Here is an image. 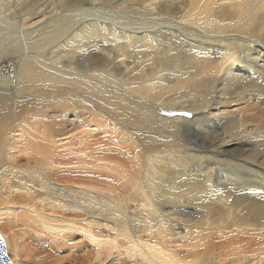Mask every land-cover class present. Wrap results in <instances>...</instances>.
<instances>
[{"label": "bare ground", "instance_id": "bare-ground-1", "mask_svg": "<svg viewBox=\"0 0 264 264\" xmlns=\"http://www.w3.org/2000/svg\"><path fill=\"white\" fill-rule=\"evenodd\" d=\"M90 1L0 0L15 264H264V0Z\"/></svg>", "mask_w": 264, "mask_h": 264}, {"label": "rangeland", "instance_id": "rangeland-1", "mask_svg": "<svg viewBox=\"0 0 264 264\" xmlns=\"http://www.w3.org/2000/svg\"><path fill=\"white\" fill-rule=\"evenodd\" d=\"M100 1V2H99ZM99 1H95V2H93V1H90V2H86V3H81V4H78V5H75V6H72L73 7V9L71 8V7H69L68 9H71V10H76L78 7H76V6H79V9H77V10H80V11H82V10H84V8H86L85 10H88V11H91L92 12V10H96V9H100V8H102V9H105V10H107V8L109 7V8H111V6L110 5H108V3L107 2H105V0H99ZM102 1V2H101ZM104 1V2H103ZM104 3V4H103ZM53 4H54V2H53V0H48V2L45 4V6L47 7V9H51V8H53ZM106 5H108V7L106 6ZM75 7V8H74ZM108 8V9H109ZM16 31H19V29L17 28L16 29ZM185 111H180V112H177L179 115H183V116H185L186 118H188V119H191L192 117H194L195 115H194V113L193 112H191L190 110H188L187 111V109H184ZM34 111V110H33ZM195 120L193 119H191L190 120V122L188 121V122H186V123H184V124H181L180 125V132L182 133V135H183V137L186 139V140H188V141H190V142H192V143H195V144H198V145H201V146H205V144H207V140H206V136L204 135V131L202 132V131H200V130H202V129H199V126H198V124L196 123L197 121H195ZM203 121V120H202ZM63 125L62 124H60V128L62 127ZM206 127V129H209V130H212V132L215 134V133H217V134H219L220 132H221V128H220V126H218L217 124H208V125H206L205 126ZM209 127V128H208ZM48 130H52V127H50ZM61 130H62V128H61ZM63 131V130H62ZM185 135H184V134ZM189 138V139H188ZM206 142V143H205ZM63 143V142H62ZM111 143H114V142H111ZM203 144V145H202ZM233 145H236V144H233ZM233 145H225V146H222V148H224V149H229V148H231V147H240V146H233ZM241 150H244V148H240ZM180 209V208H179ZM181 210V209H180ZM179 210V211H180ZM182 212L181 213H185V214H191L192 212H193V210H191L190 208H182ZM188 211H190V212H188ZM0 234H1V236L3 237V239H4V242H5V246H6V252H7V255H8V257L12 260V262L15 264V262H14V255L17 253V259H18V261L20 262V261H23V260H26V258L27 259H30V262H31V259L33 258V260H35L36 259V255H33V250H35V247H34V245L31 243V242H29L27 239H25V237L24 236H22L21 235V239H22V243H21V247L20 246H18V248H17V250H16V248H14V251H11V249H9L8 248V244H7V241H6V238H5V235H8V232L6 231V230H4V228H2V226L0 225ZM17 237V236H16ZM245 240V239H244ZM244 240H242V242H245ZM260 241H257V242H255L254 244H252L251 246L250 245H248V249L249 250H251V251H253V250H258L259 249V245H260ZM20 244V241L17 239V245H19ZM38 259V258H37ZM204 261H201L199 264H204L203 263ZM32 263V262H31ZM33 264H38V262H37V260L33 263ZM247 264V263H246Z\"/></svg>", "mask_w": 264, "mask_h": 264}, {"label": "water", "instance_id": "water-1", "mask_svg": "<svg viewBox=\"0 0 264 264\" xmlns=\"http://www.w3.org/2000/svg\"><path fill=\"white\" fill-rule=\"evenodd\" d=\"M0 264H14L8 257L3 237L0 234Z\"/></svg>", "mask_w": 264, "mask_h": 264}]
</instances>
